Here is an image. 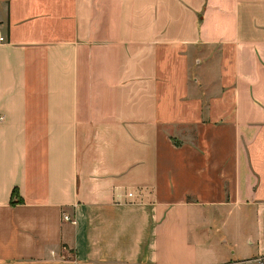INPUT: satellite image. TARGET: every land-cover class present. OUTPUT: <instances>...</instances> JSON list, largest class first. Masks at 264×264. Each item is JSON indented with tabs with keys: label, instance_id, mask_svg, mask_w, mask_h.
<instances>
[{
	"label": "crops",
	"instance_id": "crops-1",
	"mask_svg": "<svg viewBox=\"0 0 264 264\" xmlns=\"http://www.w3.org/2000/svg\"><path fill=\"white\" fill-rule=\"evenodd\" d=\"M0 33V264H264V0H0Z\"/></svg>",
	"mask_w": 264,
	"mask_h": 264
},
{
	"label": "built area",
	"instance_id": "built-area-1",
	"mask_svg": "<svg viewBox=\"0 0 264 264\" xmlns=\"http://www.w3.org/2000/svg\"><path fill=\"white\" fill-rule=\"evenodd\" d=\"M5 41L4 37L1 35L0 33V44L3 43ZM2 120V117H0V121ZM64 221H69V219L67 217H63ZM71 223H73V221H70Z\"/></svg>",
	"mask_w": 264,
	"mask_h": 264
}]
</instances>
